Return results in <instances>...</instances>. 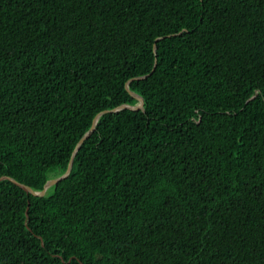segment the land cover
Instances as JSON below:
<instances>
[{
	"label": "trees",
	"instance_id": "1",
	"mask_svg": "<svg viewBox=\"0 0 264 264\" xmlns=\"http://www.w3.org/2000/svg\"><path fill=\"white\" fill-rule=\"evenodd\" d=\"M3 176L0 264H264V0H0Z\"/></svg>",
	"mask_w": 264,
	"mask_h": 264
},
{
	"label": "water",
	"instance_id": "2",
	"mask_svg": "<svg viewBox=\"0 0 264 264\" xmlns=\"http://www.w3.org/2000/svg\"><path fill=\"white\" fill-rule=\"evenodd\" d=\"M154 49H155V51H156V42H155V47H154ZM132 93L135 94V95L137 96V98H138V102H137L136 104H134V105L123 104L122 107L129 106V107H131V108H139V107L144 106V98L142 97V95L137 94V93H135V92H132ZM98 116H99V115H98ZM98 116L95 118L92 127H91V128L85 133V135L79 140V142H78V144H77V147L80 146V144L83 142V140H84V139H85V138H86V137L92 132V130H93L94 127H95V124H96V121H97ZM71 166H72V159L70 160V163H69V165H68L67 170H66L63 174H61L60 176L49 179V180L47 181V183L45 184V187H44L42 190H37V189L31 188L30 186L24 185V184L18 182L17 180H15V179H13V178H11V177H10V178H11L12 180H14L15 182L21 184V185H22L27 191H29V192H31V193H33V194H35V195H44V194L46 193L47 188H48L49 185H51V184H53V183H56V182L59 181L60 179H62V178H64V177L68 176V174H69L70 171H71ZM5 177H7V176L0 177V179L5 178ZM26 213H27V212H26Z\"/></svg>",
	"mask_w": 264,
	"mask_h": 264
}]
</instances>
